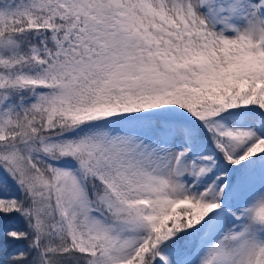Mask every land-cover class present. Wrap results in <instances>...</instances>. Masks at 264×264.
<instances>
[{"label": "snow or ice", "instance_id": "6c2138e0", "mask_svg": "<svg viewBox=\"0 0 264 264\" xmlns=\"http://www.w3.org/2000/svg\"><path fill=\"white\" fill-rule=\"evenodd\" d=\"M0 264H264V0H0Z\"/></svg>", "mask_w": 264, "mask_h": 264}]
</instances>
